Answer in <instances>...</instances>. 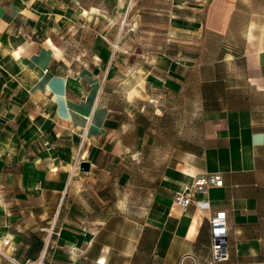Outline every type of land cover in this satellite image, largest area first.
Masks as SVG:
<instances>
[{"label":"crops","instance_id":"1","mask_svg":"<svg viewBox=\"0 0 264 264\" xmlns=\"http://www.w3.org/2000/svg\"><path fill=\"white\" fill-rule=\"evenodd\" d=\"M158 11L199 44L135 54L136 0H0V264H264V0Z\"/></svg>","mask_w":264,"mask_h":264},{"label":"rangeland","instance_id":"2","mask_svg":"<svg viewBox=\"0 0 264 264\" xmlns=\"http://www.w3.org/2000/svg\"><path fill=\"white\" fill-rule=\"evenodd\" d=\"M160 0H136V7L140 14L134 20L133 30L129 31L133 39L132 51L135 54L144 51L155 55L164 46L167 50H183L184 46H197L199 39L194 35L176 34L166 30L167 20L164 15H159L158 5ZM167 41V45H165ZM115 47L113 49H117Z\"/></svg>","mask_w":264,"mask_h":264},{"label":"built area","instance_id":"3","mask_svg":"<svg viewBox=\"0 0 264 264\" xmlns=\"http://www.w3.org/2000/svg\"><path fill=\"white\" fill-rule=\"evenodd\" d=\"M113 48L117 47V44H112ZM81 143L79 144L78 152L73 156L71 164H70V176H72L75 172L80 169V162L83 160L81 154L79 153ZM191 192L190 188L186 186L180 192H176L174 195V201L185 207L191 202ZM196 205L199 208H207L208 202L207 200H197ZM211 225L213 230V241H212V250L213 255L216 260H222L227 256L226 252V240H225V214L224 212H218L215 216L211 218ZM0 238V243H1ZM0 254L5 256V253L2 251L0 247ZM12 259V258H11ZM184 259V258H183Z\"/></svg>","mask_w":264,"mask_h":264},{"label":"water","instance_id":"4","mask_svg":"<svg viewBox=\"0 0 264 264\" xmlns=\"http://www.w3.org/2000/svg\"><path fill=\"white\" fill-rule=\"evenodd\" d=\"M89 168V162L88 161H85V160H82L80 162V169L85 171Z\"/></svg>","mask_w":264,"mask_h":264}]
</instances>
